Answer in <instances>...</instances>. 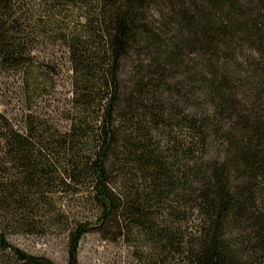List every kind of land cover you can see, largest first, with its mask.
<instances>
[{
  "label": "trees",
  "instance_id": "16d2710c",
  "mask_svg": "<svg viewBox=\"0 0 264 264\" xmlns=\"http://www.w3.org/2000/svg\"><path fill=\"white\" fill-rule=\"evenodd\" d=\"M29 4L0 0V59L27 65L34 32L60 34L69 124L29 115L20 130L0 113V209L84 185L96 230L142 236L146 264H264V0ZM66 7L76 18L54 29ZM0 264L55 263L0 232Z\"/></svg>",
  "mask_w": 264,
  "mask_h": 264
},
{
  "label": "rangeland",
  "instance_id": "374dc122",
  "mask_svg": "<svg viewBox=\"0 0 264 264\" xmlns=\"http://www.w3.org/2000/svg\"><path fill=\"white\" fill-rule=\"evenodd\" d=\"M24 1L35 5L37 0ZM32 10L37 22L46 20L43 12L40 14L37 8ZM76 15V10L66 7L54 29L65 31ZM46 28L52 31L51 27ZM34 35L27 44L32 47V59L27 65L10 66L0 59V113L20 130L30 115L36 123L64 131L69 124L67 111L72 98L68 49L60 34L37 31ZM216 146L211 150H216ZM76 187L77 190H72L54 186L41 201L29 194V207H11L12 216L1 208L0 232L9 243L26 253L47 257L55 264H66L71 233L78 224L87 223L88 228L78 244V264H146L145 239L124 231L115 237L109 231L104 234L97 231L98 206L86 186ZM170 264H180V261L175 259Z\"/></svg>",
  "mask_w": 264,
  "mask_h": 264
}]
</instances>
